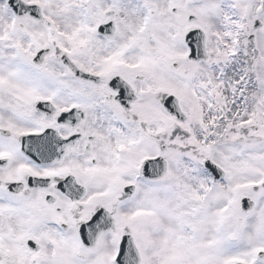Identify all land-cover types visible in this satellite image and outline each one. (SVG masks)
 I'll list each match as a JSON object with an SVG mask.
<instances>
[{
	"label": "snow or ice",
	"instance_id": "1",
	"mask_svg": "<svg viewBox=\"0 0 264 264\" xmlns=\"http://www.w3.org/2000/svg\"><path fill=\"white\" fill-rule=\"evenodd\" d=\"M0 264H264V0H0Z\"/></svg>",
	"mask_w": 264,
	"mask_h": 264
}]
</instances>
